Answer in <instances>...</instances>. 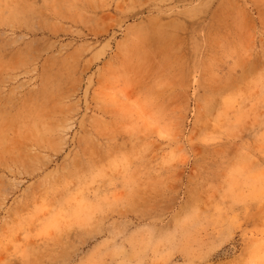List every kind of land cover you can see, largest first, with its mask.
I'll use <instances>...</instances> for the list:
<instances>
[{"label": "rangeland", "instance_id": "1", "mask_svg": "<svg viewBox=\"0 0 264 264\" xmlns=\"http://www.w3.org/2000/svg\"><path fill=\"white\" fill-rule=\"evenodd\" d=\"M261 60L264 0H0V264L247 259L264 207L222 241L260 190Z\"/></svg>", "mask_w": 264, "mask_h": 264}, {"label": "snow or ice", "instance_id": "2", "mask_svg": "<svg viewBox=\"0 0 264 264\" xmlns=\"http://www.w3.org/2000/svg\"><path fill=\"white\" fill-rule=\"evenodd\" d=\"M251 79L248 81V87L252 92L259 91L261 102L259 104V108L261 111H264V60H261L258 65H255L251 68L250 71ZM205 89L206 103L212 104L216 97L213 92V85L210 83H205L203 85ZM245 103L252 104V107H257L256 103L249 99L246 100ZM225 108L227 105L224 106ZM247 111H251L252 109H246ZM226 113L222 110L221 115H225ZM195 116V113H193ZM261 120H264V116H261ZM171 134V132H170ZM81 146L85 149L88 147L85 141L81 142ZM97 163L102 167L103 166V157H100L97 160ZM50 194H45L43 192L37 193V199H43L47 201ZM256 205H260L264 207V163L261 164L260 167V190L257 194L252 195L248 194L245 196H234L232 197V205L228 207L226 211L229 213L230 227L227 230V234L224 237V243L232 241L233 235H245L247 237V229L252 228L254 224L258 223V218L254 215ZM125 210L131 207L130 204L125 203L123 205ZM220 211V209H218ZM90 221L88 223L76 224L73 226H79L82 228L88 227ZM67 225H62L60 223H53L50 227L45 228L41 235L47 236L49 232L56 231L60 232L63 227ZM253 232H259V236L256 239V242L252 240L245 239L244 244L246 246V255L247 259L244 258V255L241 256L240 260L237 264H264V226L259 228H253ZM234 242V241H233ZM258 254V255H257ZM75 264V262H72ZM86 264H94V261L91 258L86 262Z\"/></svg>", "mask_w": 264, "mask_h": 264}]
</instances>
